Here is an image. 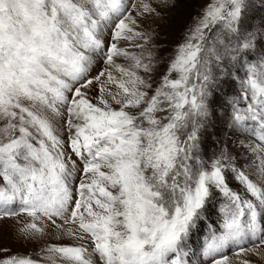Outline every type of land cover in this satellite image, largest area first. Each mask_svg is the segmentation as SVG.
I'll return each mask as SVG.
<instances>
[{"label": "snow or ice", "instance_id": "snow-or-ice-1", "mask_svg": "<svg viewBox=\"0 0 264 264\" xmlns=\"http://www.w3.org/2000/svg\"><path fill=\"white\" fill-rule=\"evenodd\" d=\"M179 2L0 0V235L11 234L6 222L13 221L18 241L30 243L48 221L92 244L51 243L41 249L43 262L18 251L0 255V264L264 260V17L252 23L264 0H210L153 89L151 77L136 71L154 70L146 47L153 34L137 30L138 18L161 17L159 9ZM133 39L143 41L139 54L119 46ZM101 58L119 79L109 68L91 75ZM241 68L242 91L230 99ZM242 135L247 143L239 147L259 161V182L245 171L253 165L226 145L210 151L223 137ZM202 226L199 255L186 251Z\"/></svg>", "mask_w": 264, "mask_h": 264}, {"label": "rangeland", "instance_id": "rangeland-1", "mask_svg": "<svg viewBox=\"0 0 264 264\" xmlns=\"http://www.w3.org/2000/svg\"><path fill=\"white\" fill-rule=\"evenodd\" d=\"M137 0H129V7H131V3H135ZM146 2H150L153 4V6H157L159 4V0H146ZM210 0H180V2L177 4L175 8L170 9H159L162 12L161 17H157L154 15H147L144 17H139V28L137 30H142L145 32H149L153 34L152 43L149 45H146L147 48L151 49L154 53L153 58V66L154 70L151 73H144L142 69L136 70L139 75L144 76L146 79L151 77V81L153 83V89L158 85L159 78L162 76L167 68L168 60L171 58L172 49L173 46L181 40V36L183 31L186 27L190 25L193 21V17L199 16L202 14L201 9L209 3ZM133 15H135V10H133ZM261 17H264V9H258L253 13L252 23L253 24H259ZM142 23L145 28L142 29ZM107 39V38H106ZM138 43H143L140 39H133L131 41L129 40H121L119 41V46L123 48H127L130 52H136L139 54L141 52V49L136 48L135 45ZM155 45L153 47L152 45ZM145 57H147V52L144 53ZM116 63L123 65L124 67H131V61L127 60L124 57H116L114 58ZM147 62V59L146 61ZM109 68L113 72V75L116 76L118 79L120 77V73L118 70H116L114 67H109L103 63V59L97 60L92 69H91V75L95 76L97 75L101 70ZM115 72V73H114ZM118 75V76H117ZM245 75V69H240V75L238 77H234L235 79V85L227 89L229 92V98L238 97L241 93L240 88V80ZM175 77V74H173V78ZM102 81L106 80V77L101 78ZM107 89L111 92H117L121 91L118 89L117 85L114 83H109L106 85ZM99 88L100 85L97 83H94L92 85V89L89 92V95L92 97H96L99 95ZM151 95V91L149 92ZM106 98L109 99L111 102V98L107 96ZM93 102H96L93 100ZM245 101H240V107L243 109L245 106ZM114 107H119L118 105H113ZM131 110V109H130ZM67 117L65 116V119ZM63 138L66 140V131L62 134ZM251 139V138H249ZM240 141H245L247 143V140L245 136H225L221 139V142L217 145L216 149L210 150L211 152H217L218 149L221 147L227 146V150L235 157H237L240 160H247L248 164L253 165L252 167H249L248 165H245V171L250 175V178H252L254 181L259 182V175L257 173V169L255 167L256 164H258V160H255L250 152H245L239 147ZM232 186L235 188L237 187L235 181H230ZM20 220L22 222H28L30 220L29 217L26 215H22L20 217ZM211 221H215L216 217L211 216L209 218ZM58 224H62L63 222L59 219H57ZM205 223H208V221H205ZM6 225L13 226V231L11 234H9L8 231H5L2 235H0V249H7V253H0V255H8L12 253H16L18 251L31 253L33 255V258L39 259L42 262L45 261L47 253L44 251H41V249H44L47 247L48 244L51 243H59L64 245H78V244H84L86 247L91 249L92 244L90 239H86L84 241H80L77 239H74L72 237H69L67 235L62 234L61 229L55 228V226L50 225V222L43 221L41 222V227L44 228V236L41 237L39 240L32 241L30 243L24 242V241H18V238L16 236V233L14 231V227H18V225L14 226L13 221H7ZM73 227V229L78 228L77 225H65L64 227ZM205 230V231H204ZM199 232H202L201 236L198 234ZM195 234L192 241L188 245V249L186 251L192 252L196 251L199 255V246L201 245L202 238L206 232V229L202 226L201 230ZM38 254V255H37ZM228 255L230 258L236 262V257L232 252H229ZM253 261V264H264V260H261L259 256L249 255L246 257ZM204 258L200 256V260H203ZM193 261L197 260L196 256L192 257ZM205 264H208V262H205Z\"/></svg>", "mask_w": 264, "mask_h": 264}, {"label": "bare ground", "instance_id": "bare-ground-1", "mask_svg": "<svg viewBox=\"0 0 264 264\" xmlns=\"http://www.w3.org/2000/svg\"><path fill=\"white\" fill-rule=\"evenodd\" d=\"M146 16V15H145ZM142 18V17H141ZM142 29H147V28H145V23H144V25H143V23H142ZM111 71V70H110ZM115 73V72H114ZM118 76V75H117Z\"/></svg>", "mask_w": 264, "mask_h": 264}, {"label": "trees", "instance_id": "trees-1", "mask_svg": "<svg viewBox=\"0 0 264 264\" xmlns=\"http://www.w3.org/2000/svg\"><path fill=\"white\" fill-rule=\"evenodd\" d=\"M204 231H205V230H204ZM198 234L201 236L202 232H199Z\"/></svg>", "mask_w": 264, "mask_h": 264}]
</instances>
